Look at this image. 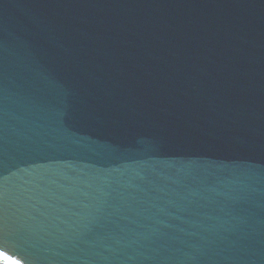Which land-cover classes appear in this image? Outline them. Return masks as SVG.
<instances>
[{
	"label": "water",
	"instance_id": "95a60500",
	"mask_svg": "<svg viewBox=\"0 0 264 264\" xmlns=\"http://www.w3.org/2000/svg\"><path fill=\"white\" fill-rule=\"evenodd\" d=\"M0 252L264 264V0H0Z\"/></svg>",
	"mask_w": 264,
	"mask_h": 264
},
{
	"label": "snow or ice",
	"instance_id": "6c2138e0",
	"mask_svg": "<svg viewBox=\"0 0 264 264\" xmlns=\"http://www.w3.org/2000/svg\"><path fill=\"white\" fill-rule=\"evenodd\" d=\"M0 259L6 261V264H20V261L14 260L12 257L4 252H0Z\"/></svg>",
	"mask_w": 264,
	"mask_h": 264
}]
</instances>
